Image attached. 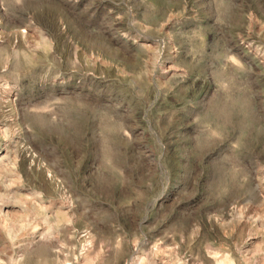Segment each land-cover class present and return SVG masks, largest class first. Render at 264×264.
<instances>
[{"label": "rangeland", "instance_id": "obj_1", "mask_svg": "<svg viewBox=\"0 0 264 264\" xmlns=\"http://www.w3.org/2000/svg\"><path fill=\"white\" fill-rule=\"evenodd\" d=\"M0 264H264V0H0Z\"/></svg>", "mask_w": 264, "mask_h": 264}]
</instances>
